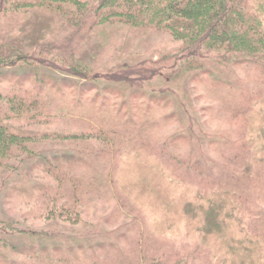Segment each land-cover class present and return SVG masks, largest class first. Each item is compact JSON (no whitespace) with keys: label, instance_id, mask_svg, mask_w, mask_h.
<instances>
[{"label":"trees","instance_id":"obj_1","mask_svg":"<svg viewBox=\"0 0 264 264\" xmlns=\"http://www.w3.org/2000/svg\"><path fill=\"white\" fill-rule=\"evenodd\" d=\"M111 26L177 46L112 70ZM261 81L264 0H0V195L48 222L0 218V264H264Z\"/></svg>","mask_w":264,"mask_h":264},{"label":"rangeland","instance_id":"obj_2","mask_svg":"<svg viewBox=\"0 0 264 264\" xmlns=\"http://www.w3.org/2000/svg\"><path fill=\"white\" fill-rule=\"evenodd\" d=\"M102 34L95 37V44L106 46V50L99 57L100 66H107L110 69H119L120 62L125 63L123 65H137L152 60H158L163 57V55L170 54L171 49L175 48L177 44L171 43L166 35L161 33H156L152 31H147L145 33L138 34L136 31L129 32V29L123 26H111L102 30ZM105 43V44H103ZM97 61V59H96ZM99 61V59H98ZM91 62V61H90ZM89 63V61H88ZM95 64V61H94ZM22 65V67L30 68L34 66ZM45 72H49L48 68H43ZM263 84L259 83V88L264 91V82ZM151 87H155L156 92H161L162 87L164 86L162 81H154L150 84ZM179 95L185 97L188 105L194 106L197 108L198 113L201 115L209 114V106L213 104L211 97L205 93L204 85L200 84L196 79H192L191 74L185 75L180 84ZM177 89V88H175ZM167 94L175 100V94L172 91H167ZM183 114L184 111L179 109ZM186 114V113H184ZM192 115L191 113H188ZM57 125L41 127L45 129H55ZM263 143H259L258 148H262ZM264 155V153H263ZM143 172L140 167L130 166V169L125 171L126 177H123L125 180L129 181V184H134L140 178H144L145 175L141 174ZM5 188L7 185H5ZM24 206L17 205L11 201L5 200L3 193L0 195V218H20L23 219L22 211ZM24 220V219H23ZM25 225L42 226L47 224L42 223L40 220H24ZM22 222V223H24Z\"/></svg>","mask_w":264,"mask_h":264}]
</instances>
